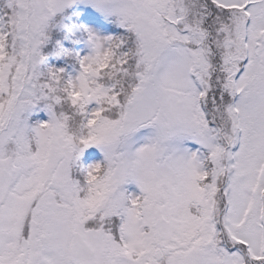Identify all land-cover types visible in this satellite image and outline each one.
Instances as JSON below:
<instances>
[{"label": "snow or ice", "instance_id": "1", "mask_svg": "<svg viewBox=\"0 0 264 264\" xmlns=\"http://www.w3.org/2000/svg\"><path fill=\"white\" fill-rule=\"evenodd\" d=\"M0 264H264V0H0Z\"/></svg>", "mask_w": 264, "mask_h": 264}]
</instances>
